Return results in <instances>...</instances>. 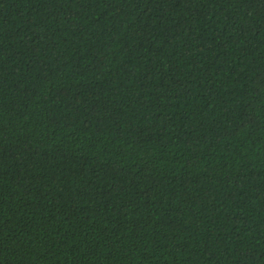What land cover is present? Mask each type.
I'll return each instance as SVG.
<instances>
[{"label": "trees", "instance_id": "trees-1", "mask_svg": "<svg viewBox=\"0 0 264 264\" xmlns=\"http://www.w3.org/2000/svg\"><path fill=\"white\" fill-rule=\"evenodd\" d=\"M0 264H264V0H0Z\"/></svg>", "mask_w": 264, "mask_h": 264}]
</instances>
